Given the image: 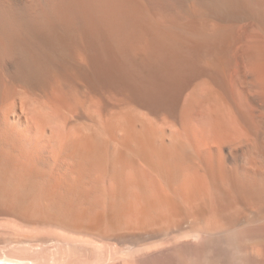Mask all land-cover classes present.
Returning <instances> with one entry per match:
<instances>
[{
    "label": "bare ground",
    "instance_id": "obj_1",
    "mask_svg": "<svg viewBox=\"0 0 264 264\" xmlns=\"http://www.w3.org/2000/svg\"><path fill=\"white\" fill-rule=\"evenodd\" d=\"M108 151L109 264H264V0H0V216Z\"/></svg>",
    "mask_w": 264,
    "mask_h": 264
},
{
    "label": "rangeland",
    "instance_id": "obj_2",
    "mask_svg": "<svg viewBox=\"0 0 264 264\" xmlns=\"http://www.w3.org/2000/svg\"><path fill=\"white\" fill-rule=\"evenodd\" d=\"M109 152L98 153L95 157L96 164L92 168L85 164L74 166L68 171L67 179L71 181H65L64 184L65 194L62 198L64 197L65 202L62 213L53 210L48 215L42 207L37 213L32 210L15 216H0V239L8 237L10 240V235L15 240L11 239L13 244L7 248L0 244V259L8 258L18 264H109V253L114 252L113 241L111 237L109 239L110 228L113 227L111 215L123 213L125 194V181L121 179L124 177L123 158L121 155L115 158L112 151ZM54 201L58 203L57 198L52 202L55 203ZM118 204L120 208L115 210L119 207ZM102 256H105L104 261ZM163 264L171 263L163 261Z\"/></svg>",
    "mask_w": 264,
    "mask_h": 264
}]
</instances>
